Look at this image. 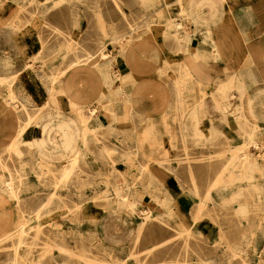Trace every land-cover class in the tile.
I'll return each mask as SVG.
<instances>
[{
	"label": "rangeland",
	"instance_id": "rangeland-1",
	"mask_svg": "<svg viewBox=\"0 0 264 264\" xmlns=\"http://www.w3.org/2000/svg\"><path fill=\"white\" fill-rule=\"evenodd\" d=\"M152 1L155 5L148 8L144 0H0V59L9 54L10 68L18 74L13 87L22 89L32 98L27 111L19 101H5L0 109L4 110L0 117L11 120L9 128L3 126L0 131V181L10 182L17 191V196L13 197L0 190L11 198L17 212V221L9 232L11 237L8 234L0 239V264H8L13 259V237L23 214L27 219L24 238L27 243L34 244L31 256L37 258L47 242H63L80 256L71 264H264V196L258 197L253 192L254 185L243 187V194L236 198H231L229 191L223 196L215 191L208 197L205 194L213 176L227 166L231 154L239 149L238 143L244 145L245 152L259 151L257 145H251L257 132L253 130L252 136L246 138L241 129L230 127L234 124L233 116H221L216 107V103L227 102L230 108L237 107L234 86L228 91L232 93L228 95L229 101L228 97L222 98L224 94L220 91L201 95L194 85L193 88L184 85L182 100H177L174 82L170 79L167 78L159 89L156 87V91H149L145 77L131 84L132 106L125 100L116 99L112 114H100L96 104L104 103V99L98 101V98L107 95L106 84L95 71L84 70L74 75L75 70H68L71 61L85 59L87 51L93 50L96 14L103 16L108 33L120 34L130 28L145 29L148 25L151 38L164 41L168 36L160 32L161 12L166 6H177L179 13L173 20L183 30L180 23L183 20L182 0ZM54 11L60 13L56 22L48 17ZM13 44L19 48V53L6 52ZM106 53L109 59L115 57L116 63L111 69V88L114 90L125 69L119 66L121 52L118 49L108 48ZM31 58L36 62L33 70L18 68ZM42 58L50 59L44 68L38 63ZM39 74L44 81L45 75L55 78L47 97V82L44 85L37 76ZM160 76L157 74L152 78L161 81ZM258 77L264 84V76ZM254 84L255 81L250 79L243 87L250 96L260 94L258 107L262 108L264 85L251 91L256 87ZM59 85L66 93L59 92ZM165 87L169 91L167 95L163 92ZM71 90L91 93L94 99L89 97L88 101H91L87 104L93 108V117L101 115V118L88 122L85 130L81 128L82 124L67 128L74 141L69 148L61 146L62 140L54 137L55 134L54 139L45 141V147L35 145L48 136V132H42L46 121L55 129L59 123L68 120L67 94ZM3 93L0 84V100L4 98ZM72 97L75 100L76 96ZM155 98L162 107H153ZM199 99H208L209 105L215 106L207 107L205 101L201 108L197 104ZM15 108H20L17 121L12 120ZM26 123L24 131L20 132ZM142 135L150 144L163 140L169 153L164 165L167 173L164 188L170 193V207L165 211L166 224H163L168 251L163 255L157 252L158 248L135 240L136 216L122 214L119 210L116 221L120 220L123 231L118 245L114 247L106 239L102 243L99 241L104 236L103 217L109 210L107 201L116 199L115 189L124 182L129 184L131 192L137 191L132 198L143 215L157 221L156 217L163 213L162 206L160 208L152 195L153 188L147 175H139L137 181L131 179L142 166L136 147ZM11 139H14V148L8 149ZM254 141L263 142L262 139ZM44 151L50 153L45 165L42 163ZM74 153L78 156L77 161L68 179L61 182L69 165L64 159L72 158ZM25 161L28 163L23 168ZM190 168L197 191L190 180ZM77 174L83 176L76 179ZM42 178L45 179L44 186ZM236 187L231 185L226 189ZM226 199L234 200L223 203ZM241 206H246L244 213L238 210ZM261 218L262 228L258 229L257 222ZM110 248H115L117 259H112L116 258L114 254L108 256L107 249ZM65 258L67 254L54 245L39 264H69ZM26 263L30 264L29 261Z\"/></svg>",
	"mask_w": 264,
	"mask_h": 264
},
{
	"label": "bare ground",
	"instance_id": "bare-ground-1",
	"mask_svg": "<svg viewBox=\"0 0 264 264\" xmlns=\"http://www.w3.org/2000/svg\"><path fill=\"white\" fill-rule=\"evenodd\" d=\"M144 1L145 2H143L142 0V2L145 3L146 6H149L148 8H152L155 5V2H153L152 0ZM185 1L186 0H182L181 4V12L183 18L186 15ZM59 16L60 13L58 11H54L50 13L48 17L50 21L56 22ZM95 19V29L93 32L95 40L94 43L91 45V48H93V50L87 51L85 59L76 58L71 61V63L68 65V70H75L74 75H77V72H82L84 70L95 71V73L99 76L100 80H103V82L106 84V87L108 89L106 96H99L100 98H98V101L104 99V103L101 104V102H98L96 104L97 109H99L100 114H104L106 112L107 114H112L114 112L113 105L116 99L125 100L127 103L129 102L128 104L130 106H132L134 98H131V91L129 92V90H131V84H133L136 80L143 79L145 77L148 78L146 71H143L145 72L143 73L138 70L137 63H139V65H142L141 63H143V61H141L137 56V48L138 46H142L144 45V43H146V41L151 36V31L150 27L146 25L145 29L137 30V28H130L128 31H124L120 34H116L115 32L108 33L103 23V16L96 14ZM58 31L62 33V31ZM160 32L164 33L168 37H171L173 41L176 42L177 49L181 51L183 47V42L185 41V37L183 36L177 21L175 22L173 19L166 18L165 23L162 24L160 27ZM108 48L118 49L121 52L119 66L125 69V74L121 76L119 83L117 84L114 90H112L111 88L113 83L111 69L114 66V63L116 62H114L115 57H113L112 59L108 58V55L106 53ZM10 51L14 54L20 52L19 48L14 44L8 47V51L6 50L7 53ZM8 58L9 54L6 56L3 55V57L0 59V84L3 86L4 92V98H2L1 100V105L5 103V101H19L20 106L27 111L28 106L30 105L28 102H30L32 98L29 94H24L22 92V89H15L13 87V82L18 78V74L17 71H12V69L10 68ZM48 60L50 59L42 58L41 61L38 62L40 67H46V63L48 62ZM34 63H36L35 58H31L25 63L20 64L21 66L19 65L18 68L20 69L21 67H28L33 70ZM161 67L166 69L170 67V64H168L165 59H162ZM163 68L157 70V74L161 75V81H159V83H151V85L149 84V82H147V85H151V89L153 91L157 90L156 87H158L159 89V86L161 87V85L164 84L163 82H165V80H167L168 78L166 75V71ZM41 75L42 74H39L37 76L42 81V83H44V85L47 82V97L50 95L51 89L53 88L55 78H50L45 75L46 81H44ZM189 78L190 77L188 76L185 78L176 77L173 79V90L177 100H182V92L184 90V85L186 84V81ZM22 79H24V77H22ZM243 85V79L237 80L235 76L227 77L226 82L222 85L220 84L217 87V91H220L221 94H224L222 98L226 99L228 95L230 96V94H232L228 92L232 89L231 86H234V90L237 92L236 97L238 98L237 107L230 108L228 102L224 104L216 103V107L219 108L221 116H233L234 124H231L230 127L239 130L241 129L242 132H245L244 136H246V138H249L252 136L251 134L253 130L259 133L264 128V107H258L259 103L261 102L260 94H254L253 96H250L244 90ZM58 89L60 93L65 92L64 88L61 85H59ZM165 89L166 87L163 89V92L164 95H167V92L169 91H165ZM76 94H79V96ZM91 95L92 94L89 92L74 93L73 90H71L67 94V100L70 104V113L68 120L66 122L59 123L57 125V128L55 129L52 128L51 125H49L48 121H46L42 126V132H48V136L44 137L42 141L35 142V145L41 144L43 147H45V141H51L52 139H54L55 136H58L62 140L60 144L61 146L67 148L71 147L74 141L67 128H70L71 126L77 127L78 124H82L81 128L85 130V125L88 122L97 120L99 121V119L101 118V115H99V117L94 118L93 108L91 109L90 105L87 104L91 101H88V98L91 97ZM72 96H76V98H78L79 100H76L75 98V101ZM204 103V99H199V102L197 104L201 107ZM153 107H162V104L159 103V100L157 98L154 99ZM20 108H15V112H12L13 121H17L19 119V117L17 116V112ZM1 111L4 110H0V112ZM250 116L252 118H250ZM27 125V123L26 125L24 124V126L20 129V132L24 131V128ZM2 128L3 126H0V131ZM53 134H55L54 137ZM251 142V145H257L259 151L245 152V150H243L242 148L244 145L242 143H238L239 149L235 150L231 154V158L227 160V166L217 172L215 176H213V178L210 180L211 182L208 184L205 191L207 197L211 195L212 191H215L219 196H223L224 192L227 194V191H229L228 195H230L231 198H236L243 194V187L248 188L252 185H254L252 190L258 197L264 196V145L263 142H261L260 144H258L254 140ZM14 144V139H11V143L8 145V149L14 148ZM136 147L137 149H139V151H137V154L141 155V157L139 158V164L142 166L139 168L138 174H136L135 176H131V179L137 181L139 180L140 176H143L145 174L147 175L150 186L153 188L152 195L155 198L156 202L160 205V208L162 206L163 213L161 216L156 217L157 221H152L149 219L148 216L143 215L138 209L136 200L132 198L133 196L137 195V191L131 192L132 189H130L129 184L124 182L123 184L118 185L115 189L116 199H109L107 201V207L109 210H107L106 215H104L103 217L104 236L99 238V241L102 243L103 239H106V242L114 245V247L118 245L119 241L121 240L120 233L123 231L119 225L120 220L116 221L118 215L117 210H119L122 214L129 213L130 215L133 214L136 216L137 223L134 236L136 238L135 240L139 241V244L141 243L154 249L158 248L159 251L157 250V252L163 255L166 254L168 251V246L164 238L163 224H166L164 220L166 213L165 211H167L170 207L168 202L170 198V193L166 188H164L167 175L164 170V165L169 158L166 157V155H168L169 153L166 151L167 148L163 140L162 142L150 144L145 140L143 135L141 136V140L137 143ZM75 154L76 153H74V156H72V158H67L68 160L64 159V161H66L69 165L67 168H65V173L60 178L61 182H64L68 179L69 173L73 168L74 164L76 163L78 156ZM242 154L244 156H242ZM49 158L50 153L44 151L42 160L43 165L49 162ZM64 161H62L61 163H64ZM27 163L28 161L24 162L23 168H26ZM249 164L250 167L248 166ZM191 170L192 169L190 168V180L193 182L194 191H197L195 176L193 173H191ZM82 176L77 174L76 179ZM121 177L122 176L118 177L117 180H119ZM44 180L45 179L42 178L41 183H43V186L45 185ZM132 184L136 186L135 183ZM231 185H237L238 187L226 189L228 186ZM0 190L9 192V194L13 197L17 196V191L14 190V186L10 182L0 181ZM233 200L234 199H226L222 200V202L227 203ZM42 205H45V203H43ZM238 210L244 213L246 211V206H241ZM37 212H39V210ZM25 221H27V219L25 217V214H23L22 219L19 220L16 226L17 231L15 233V236L13 237L15 238V242H13L12 246L13 259L8 264H27V261H29L30 264H39L45 255L51 253L54 245L55 248L58 249L61 253L67 254V258H65L64 261H67V263L69 264H71L70 262L74 259H77L76 257H80L78 254L68 248L63 242L59 244H51L47 242L45 247L43 248V252L41 253L40 257L37 258L31 256L34 244L32 242L27 243L24 238L25 233L27 232ZM257 226L258 229L262 228V218L257 222ZM36 230L39 231L38 227H36ZM60 230V237L62 239L63 235L62 231ZM8 237H11V235L9 234ZM114 251L115 248L107 249L108 256L112 257L113 254V256H116L117 254ZM112 259H117V256L116 258Z\"/></svg>",
	"mask_w": 264,
	"mask_h": 264
},
{
	"label": "crops",
	"instance_id": "crops-1",
	"mask_svg": "<svg viewBox=\"0 0 264 264\" xmlns=\"http://www.w3.org/2000/svg\"><path fill=\"white\" fill-rule=\"evenodd\" d=\"M185 12L180 22L185 37L181 51L171 37L161 41L150 36L138 46L137 56L143 63H137V67L140 72L146 71L149 84L159 83L152 77L163 68L161 61L165 59L170 64L163 68L168 79L173 82L176 77L189 76L185 85H194L201 95L217 92L229 76L243 79L245 84L254 80L256 87L251 91L264 85L258 77L264 76V0H186ZM161 13L164 24L166 18L173 19L179 13V7L166 6ZM205 101L207 107L215 106H210L208 99ZM9 121L0 117V126L9 128ZM253 139H262L264 144V128ZM10 199L0 191V239L17 221L15 204Z\"/></svg>",
	"mask_w": 264,
	"mask_h": 264
}]
</instances>
